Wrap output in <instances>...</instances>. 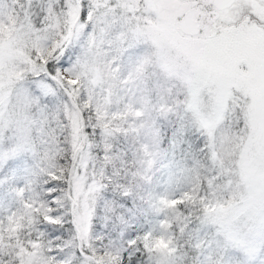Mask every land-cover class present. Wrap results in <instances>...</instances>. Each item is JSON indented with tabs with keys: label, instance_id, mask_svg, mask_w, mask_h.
I'll return each instance as SVG.
<instances>
[{
	"label": "snow or ice",
	"instance_id": "6c2138e0",
	"mask_svg": "<svg viewBox=\"0 0 264 264\" xmlns=\"http://www.w3.org/2000/svg\"><path fill=\"white\" fill-rule=\"evenodd\" d=\"M120 136L126 174L150 184L179 155L183 187L149 194L148 230L112 208L125 227L99 248ZM10 180L0 264H264V0H0ZM116 195L131 213V189Z\"/></svg>",
	"mask_w": 264,
	"mask_h": 264
},
{
	"label": "rangeland",
	"instance_id": "374dc122",
	"mask_svg": "<svg viewBox=\"0 0 264 264\" xmlns=\"http://www.w3.org/2000/svg\"><path fill=\"white\" fill-rule=\"evenodd\" d=\"M113 143L115 144L116 149H124V152L118 153V155L123 158V162H121L120 159H116L114 161V167H107V175L114 176L113 186L108 189L107 193H105V197H107V199L100 198L96 206V230L93 233V237L94 243L99 248H103L109 243L110 240H112L114 243H117L112 239L110 233L120 231L121 228L125 227V225L117 221L116 216L112 214V208H115L117 212L123 214L124 218L127 219L128 225H130L131 229L133 230L140 231L139 226L147 227H144L143 230L156 227V225H152L151 222L149 226L144 224H133L127 210L125 208L117 207L119 197L116 194L121 190L130 188L133 201H139L142 206L150 211L148 213L151 214L153 212L149 207V194H151L154 198L156 196L165 194L166 191H173L177 186L183 187V176L178 171L179 166L175 163L176 160L180 159L179 155H177L175 159L170 154L158 158L152 169V173H150L152 174V181L150 184H145L133 179L130 175L126 174V169L135 171L136 168L140 166L136 158L133 156V150L136 147V142L134 139L132 137L126 138L124 136H120L118 139L113 141ZM169 161H172V164H169ZM97 167L103 168V162H97ZM116 180H118V184L116 183ZM17 183V180H10L7 183V189H5L3 185H0V189H2V192H4L3 194L0 193V219H3L6 215L10 214L12 211H15L18 207L17 202H15L13 199L15 196L11 191L13 186ZM19 183H21V180ZM10 204L12 206H9ZM151 219L148 218L149 221H151ZM109 229H111L110 233ZM96 237H101V239H96Z\"/></svg>",
	"mask_w": 264,
	"mask_h": 264
},
{
	"label": "trees",
	"instance_id": "16d2710c",
	"mask_svg": "<svg viewBox=\"0 0 264 264\" xmlns=\"http://www.w3.org/2000/svg\"><path fill=\"white\" fill-rule=\"evenodd\" d=\"M23 181L21 180V183ZM4 188L7 189L8 186H7V183L6 184H3ZM0 193L3 194L4 192H2V189H0ZM16 202V199L13 198ZM133 203L135 204V207L132 208V212H128L129 213V216L133 222L134 225H141V224H144V225H148L150 224V222L152 223V225H156V221L159 219V217H157L154 213H151L149 214L148 212H150L147 208H145L144 206L141 205V203L139 201H133ZM12 204V203H11ZM9 205V206H12V205ZM9 212V211H8ZM132 213H134L135 215L133 216ZM148 214V215H147ZM153 214V215H152ZM148 218H152L151 221L148 220ZM145 226H139V230L142 231L143 228ZM147 228V227H145ZM111 229H109V233L111 232L110 231ZM48 231H51V229H48ZM119 231H116V232H111L110 233V236L112 237V239L115 241V242H118L117 238H116V233H118Z\"/></svg>",
	"mask_w": 264,
	"mask_h": 264
}]
</instances>
